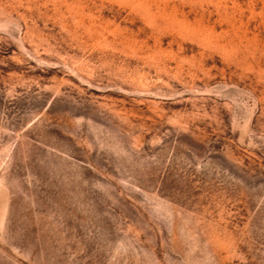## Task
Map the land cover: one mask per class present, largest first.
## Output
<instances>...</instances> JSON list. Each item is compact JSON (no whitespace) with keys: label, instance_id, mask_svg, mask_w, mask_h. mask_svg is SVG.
<instances>
[{"label":"rangeland","instance_id":"obj_1","mask_svg":"<svg viewBox=\"0 0 264 264\" xmlns=\"http://www.w3.org/2000/svg\"><path fill=\"white\" fill-rule=\"evenodd\" d=\"M0 264H264V0H0Z\"/></svg>","mask_w":264,"mask_h":264}]
</instances>
